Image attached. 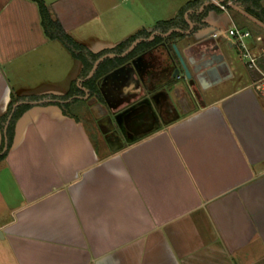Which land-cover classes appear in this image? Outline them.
Segmentation results:
<instances>
[{
  "label": "crops",
  "instance_id": "obj_1",
  "mask_svg": "<svg viewBox=\"0 0 264 264\" xmlns=\"http://www.w3.org/2000/svg\"><path fill=\"white\" fill-rule=\"evenodd\" d=\"M41 1L62 31L92 52L98 42L113 41V47L134 35L106 56L133 50L127 60L159 41L174 43L190 78L179 72L174 82L153 85L140 98L141 87L135 96L130 92L134 73H117L109 81L116 88L107 93L127 94L109 108L106 97L98 100L80 86L82 62L44 33L36 0H0V117L11 95L51 99L76 80L82 92L61 100L66 113L35 102L13 124L0 158V202L8 214L0 224V264L263 259L264 92L252 82L264 71V23L236 6L219 9L230 27L250 32L245 44L257 58L248 67L240 51L241 79L230 58L233 43L222 48L216 31H207L215 27L211 9L185 28L161 30L156 21L175 16L145 18L160 10L159 0ZM202 5L189 11L198 13ZM260 5L264 9V0ZM173 29L178 33L170 34ZM155 35L162 38L146 46ZM111 128L124 141L116 150L104 139Z\"/></svg>",
  "mask_w": 264,
  "mask_h": 264
},
{
  "label": "trees",
  "instance_id": "obj_2",
  "mask_svg": "<svg viewBox=\"0 0 264 264\" xmlns=\"http://www.w3.org/2000/svg\"><path fill=\"white\" fill-rule=\"evenodd\" d=\"M36 2L38 5L40 22H41L42 28L44 30V33L49 38H57L58 40H60L64 44V46L68 49V51L72 54V56L78 58L82 62L83 80H82V84H80V86L86 88L84 91H86L88 93V95L93 94L96 96V98L98 100H101V101L104 100L102 94L100 93V89H99V82L101 81V78L103 77V75L110 72L112 69H114L118 65L122 64L123 61L126 60V58H129L135 52L132 50V51L128 52V54H126L125 56L115 57V58H113L111 56H106V57L102 58L96 64V66L94 67L91 74L88 77H86L88 75L90 69L92 68L94 61L99 57V55L101 53L100 52H92L89 49H87L83 44L78 43L75 40H73L67 33L62 31V29L60 28V26L56 22H54L50 18L48 11H47L45 5L43 4V2L41 0H36ZM196 3L199 5H202L204 3L202 5V10L199 11L198 13H193V11H188L186 16L181 17V18H179L180 16L177 15L176 17H173V18H170L167 20H159V21H156L155 27L160 28L161 30H166V29H168L170 27H174V26H178L180 28H185V27H187V24H188L187 20H189V18H191V17L192 18L193 17L201 18L205 14V12L207 10H209L208 8L214 7L216 10L219 11V8L214 3H212L211 1H207V3H206L205 0H191V1H188L186 3V5H188L191 9V7L194 8V7L199 6V5H196ZM233 6H236L240 9L244 10L245 12H247L249 15H251L255 19L264 23V9L260 5V0H234ZM183 8H181L180 11L183 12ZM181 16H183V15H181ZM189 16H191V17H189ZM174 33H178V31H176L174 29L171 30L170 34H174ZM135 36L136 35L131 36L128 39L118 43L116 45V47L119 46L120 48L118 50H114V51L122 50L123 47L126 46L128 44V42L130 40H132L133 37H135ZM161 38L162 37L155 35L154 38H152L146 46H149V45L153 44L154 42H158ZM107 49L109 50V52H113V50H110L109 48H107ZM77 89L80 90V87ZM77 93H78V91L73 92V91L69 90L65 95H62V96L49 95V96H51V99L41 100L38 103H40V104H46V103L57 104L62 109V111L64 113H66L65 109L67 107V103L62 102L61 100H64L65 98L72 96L73 94H77ZM36 98H38V96H35V95H29V96H23V97H15L13 95L10 96V102L8 104L7 110L0 117V128H1V130L3 129L4 122H5L8 114L10 113L13 104L15 102H18V101L20 103H18L13 108V110L11 112V116H10V119L8 121L7 128H6V140H7L6 141V149L3 152H0V158H2L5 155L6 150H7L8 146L10 145V142L12 139V134H13V124H14L15 120L24 110H26L29 106L34 104L31 101L36 99ZM2 147H3V135H2V140L0 143V151H1Z\"/></svg>",
  "mask_w": 264,
  "mask_h": 264
},
{
  "label": "rangeland",
  "instance_id": "obj_3",
  "mask_svg": "<svg viewBox=\"0 0 264 264\" xmlns=\"http://www.w3.org/2000/svg\"><path fill=\"white\" fill-rule=\"evenodd\" d=\"M115 1H117V0H115ZM150 2L151 1L148 0V3H150ZM187 2L188 1H183V0H159L156 4L159 6L158 9L160 8V10L148 11L146 13V15H145V18H146V20H150L152 18V16H154L155 18L156 17L157 18H167L166 16H175L176 17L177 15L180 16L179 18L184 17V16H186V14L188 13V11L190 9V7L188 5H186ZM196 5H199V4L196 3ZM199 6H197V7H199ZM181 8H183V12L180 11ZM208 9H211L212 10L211 11V15L213 17L215 16L214 17L215 21L213 22L215 27L211 28V29H207V31L208 32H210L211 30L216 31L217 37L215 38V40L222 48L227 46L226 42H228V41L233 43V48L230 51V56H231L230 58L233 59V63H232L233 67H235L236 70L239 72V75H240L239 78L243 79L244 76H245V71H244L245 68L243 66V62L240 59L241 57L239 55L241 50H240V48H239V46L237 44H234L235 43L234 38L231 37L227 33V29L233 24L231 19H230V17L226 14L225 11H218L214 7L208 8ZM168 14H171V15H168ZM181 15H183V16H181ZM189 17H191V16H189ZM194 18H196V17H194ZM194 18L191 17L189 19H194ZM187 23H188V20H187ZM188 25H189V23H188ZM146 27L150 29L152 27L151 23H148L146 25ZM112 42L113 41H108L106 43H103L104 45L108 46L106 48H101V46H103L102 43L98 42L96 44V47H94V49L96 48L95 50L96 51L98 50L97 52L101 53L99 55V57L111 53V52H109V50L107 48H109L110 50H113V51L114 50H118L120 48L119 46L118 47H116V46L115 47L114 46L111 47L112 44H114ZM230 82L233 83V80H231ZM103 85H104L105 89H107V88H114L115 89L116 88L115 87L116 83L109 82L106 78L103 79ZM77 88H79V85H77V80H76L75 83H73L70 86L69 90H71L73 92L78 91V93H82ZM116 92H117V90L116 91H111V92L109 91L107 93L106 106H108L109 108L113 107V103H115L117 100H119V101L122 100L121 97H123V96H121V94H119L120 96H115ZM77 115H79V114H77ZM83 116L84 115H79V118H81L85 122V120H84L85 118ZM6 218H8V214L5 212V208L3 207L2 203L0 202V224L2 222H4L6 220ZM2 247H3V245L1 243V233H0V249H2ZM252 264H264V258L263 259H257Z\"/></svg>",
  "mask_w": 264,
  "mask_h": 264
},
{
  "label": "water",
  "instance_id": "obj_4",
  "mask_svg": "<svg viewBox=\"0 0 264 264\" xmlns=\"http://www.w3.org/2000/svg\"><path fill=\"white\" fill-rule=\"evenodd\" d=\"M159 47H162L163 49V52L161 55L157 56L155 59H160L161 62L163 63H168V64H171L174 69H173V72H172V76H175L177 74H179L180 72V69L182 70L183 72V76L185 79H189L190 78V72H189V69L186 65V63L184 62L180 52L178 51V49L176 48V45L174 43H166L164 41H161V42H158L156 43L155 45L147 48V49H144L143 51H141L139 54L135 55L134 57L128 59L127 61L123 62L122 64L118 65L117 67H115L114 69H112L110 72L106 73L105 75H103V77L101 78V80H103L104 78H107V77H110L111 75H115L117 73H120L122 70H127V72L125 71V73L131 77L133 76V67H134V62L136 60H138L139 58L143 57L145 54H150L152 55L153 51H156ZM171 50L174 52V55L176 56V59L175 60L171 54ZM106 55H103L101 57H98L93 65H92V68L90 69L89 73L87 76H89L91 74V72L93 71L94 67L96 66V64ZM154 59V58H153ZM180 66V69L179 67L177 66ZM123 73V74H125ZM122 74V75H123ZM121 75V77H123ZM78 84V82H77ZM41 101V100H39ZM39 101H31L32 103H35V102H39ZM20 103L19 101L18 102H15L11 108V111L10 113L8 114L5 122H4V125H3V129H2V135H3V147L1 149L0 152H3L5 149H6V128H7V124H8V121L10 119V116H11V112L13 110V108L18 104ZM104 139L109 147L110 150H116L118 148H120L123 143L122 141L120 140V137L118 136V134L116 133V131H112L111 133H108L107 135L104 136Z\"/></svg>",
  "mask_w": 264,
  "mask_h": 264
},
{
  "label": "flooded vegetation",
  "instance_id": "obj_5",
  "mask_svg": "<svg viewBox=\"0 0 264 264\" xmlns=\"http://www.w3.org/2000/svg\"><path fill=\"white\" fill-rule=\"evenodd\" d=\"M164 42L166 41L164 40ZM161 52L163 51L161 50ZM161 54L162 53H160V55ZM145 57H146V54L134 62L133 73L135 77L134 78L135 79V89L130 90V92H133V96H135L138 92L137 90L138 87H141L142 92L140 94V98L144 97L149 90L148 88L152 87L153 85H158V84L160 85V84L174 82L176 78L180 77V75L178 74L175 76H172L174 67L171 64L163 63L160 61V59H155V58L153 59V57L147 58V59ZM178 67L180 69V66ZM180 72L183 73L181 69H180ZM120 73L121 74L125 73V70H122ZM112 77H114V75H111V77H107L106 79L110 81ZM126 84L127 82L125 81L124 85ZM99 89H100V93L102 94V96L106 97L108 88L107 89L104 88L103 80L99 82ZM125 94H127V92L125 93L123 92L121 96ZM125 107L126 106L122 107L120 111L126 110ZM113 130L116 131V133L119 136V132L116 128L109 129L107 133H105V135H107L108 133H111ZM122 143H124V141H122Z\"/></svg>",
  "mask_w": 264,
  "mask_h": 264
},
{
  "label": "built area",
  "instance_id": "obj_6",
  "mask_svg": "<svg viewBox=\"0 0 264 264\" xmlns=\"http://www.w3.org/2000/svg\"><path fill=\"white\" fill-rule=\"evenodd\" d=\"M219 9L226 10L227 7L233 6L234 0H211ZM227 33L233 37L241 50V57L248 67H255L257 56L253 55L245 44V39L250 36V32L246 29L237 28L236 26L229 27ZM215 35V33H213ZM259 39V37H257ZM264 54V48L261 49L260 55ZM252 85L259 91L264 92V71L260 72L259 76L252 82Z\"/></svg>",
  "mask_w": 264,
  "mask_h": 264
}]
</instances>
